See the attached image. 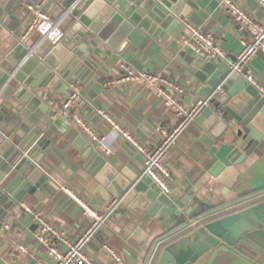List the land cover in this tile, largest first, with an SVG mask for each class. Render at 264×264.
I'll list each match as a JSON object with an SVG mask.
<instances>
[{"label":"water","instance_id":"1","mask_svg":"<svg viewBox=\"0 0 264 264\" xmlns=\"http://www.w3.org/2000/svg\"><path fill=\"white\" fill-rule=\"evenodd\" d=\"M36 1L0 0V28L12 30L16 21L30 12L24 4ZM56 1L62 22L67 20L70 26L63 30V37L49 43L40 54L34 52V47L19 43L12 53L0 59V123L2 119L8 122L0 125V217L8 206L7 199L13 205L25 193H34L49 183L37 164L56 141L51 138L54 131L50 128L53 110L45 103L40 105V89L79 80L94 98L108 90L101 82L103 77L94 72L99 62L107 57L114 61L129 42L140 46L139 37L162 45L171 36L177 42L184 33V20L201 26L212 19L218 4L217 0ZM99 41L106 46L104 49L98 47ZM129 63L135 69L142 68L137 59L130 58ZM230 64V60L220 56H200L193 59L192 67L183 65L202 83L198 94L212 97L217 104V108L205 106L198 112L199 117L209 115L212 124L221 126L206 143L213 159L208 172L213 176L237 163L241 152L247 154L264 141V95L245 79L247 65L237 71ZM13 81L19 86L14 87ZM5 103L9 106L3 107ZM37 106L39 110L35 112ZM85 110L87 114L92 112L91 107ZM224 111L231 115V121L219 117ZM98 118L95 113L93 119ZM219 139L224 141L216 146ZM130 149L136 152L134 159L142 162V154L133 146ZM81 154L92 175L98 174L114 198L110 214L121 216L132 225L128 242L133 247L151 232L137 210L157 219L162 231L169 233L160 240L157 264H201L203 256L214 248H231L248 232L264 226V201L229 204V211L227 205L216 207L205 196L198 197L197 187H185L182 195L177 190L165 193L147 185L141 168L135 169L130 163L111 168L104 155L90 146H85Z\"/></svg>","mask_w":264,"mask_h":264},{"label":"crops","instance_id":"2","mask_svg":"<svg viewBox=\"0 0 264 264\" xmlns=\"http://www.w3.org/2000/svg\"><path fill=\"white\" fill-rule=\"evenodd\" d=\"M44 1V10L51 17H61L56 0ZM236 1L255 19L264 20V10L256 0ZM24 6L27 8L26 3ZM211 16V20H205L199 27L214 36L216 45L223 50L220 57L230 60L231 63L241 49L240 38L247 37L248 34L239 29L219 4L214 8ZM30 18L31 13L28 12L26 17L23 15L16 21L12 30L0 28V59L12 53L19 43L34 47V52L37 54L44 52L49 42L41 41L37 31H27ZM62 20L61 27L65 31L70 26L67 20L64 22ZM182 36L177 42L169 36L162 45L149 38L142 40L143 37H139L140 46L129 42L117 54L114 61H110L107 57L94 69L99 78L103 77L101 82L108 89L107 91H101L96 97L91 98L87 94L89 89L82 85L83 99L68 115L53 113L50 128L54 133L51 138L56 142L37 164L41 173L48 177L49 183L38 188L34 193H25L21 200L13 205L9 204L8 199L5 201L8 206L0 217V264H35L31 255L22 251L19 244L24 245L32 255L44 256V245L33 231L35 227L23 210L22 203L41 212L73 240L82 235L88 220L82 214L79 204L62 187L77 192L91 205L99 210H105L106 213L113 204L114 198L109 196L105 184L98 174L92 175L89 164L81 156L85 146L94 149L95 147L73 119V114L78 113L88 120L103 136L104 141L111 148V151L104 155L107 165L111 168L116 164L130 163L133 168L139 169L142 162L134 159L136 152L132 151L131 145L101 118L99 109L108 113L113 120L122 123L149 146H154L159 138V133L156 131L158 125L172 128L177 124V117L163 107L160 99L145 83L130 81L108 83L118 74V63L121 60L129 63L130 58L137 59L142 64V68L162 72L176 80L184 88L181 98L186 105H190L195 98L202 97L198 94L202 83L183 66L185 64L192 67L193 59L200 56L183 46ZM97 45L103 49L106 47L101 41ZM180 53L182 54L177 60L176 56ZM247 67L257 82L264 87V53L258 52L253 55ZM13 85L19 86V82L13 81ZM69 91V83H63L57 88L44 87L38 91L40 105L45 103L53 110L52 102H61ZM4 106L9 105L5 103ZM86 107H91L90 114H87ZM219 108L224 107L219 105ZM37 110H39L38 106L35 112ZM95 113L99 115L98 119H93ZM198 114L180 128L168 149L166 161L173 177L171 191L177 190L179 195H182L186 192L185 187H197L196 195L205 196L208 202L216 207L226 203H236L232 201L253 203L257 195L264 196V141L247 154L241 152L237 163L225 167L218 176L216 175L217 177L213 176L208 172L213 159L208 154L209 148L206 143L210 141L211 133L218 132L221 126L212 124L213 120L209 115L199 117ZM221 114L219 117H224L228 122L232 120L231 115L226 111ZM38 117L41 118L40 115ZM7 123L2 119L0 125L5 126ZM61 141L63 143L58 145ZM223 141L216 140L215 145L219 146ZM75 142L79 144L78 147ZM8 178L9 176L2 184ZM144 180L147 185L158 190L148 179L144 178ZM137 212L140 220L151 229L150 234L146 239L138 240V246L133 247L128 242L132 225L124 221L123 217L117 218L109 212L94 236L85 245L86 253L97 264H114L103 249V242L119 250L129 264H157L162 245L160 241L155 243L154 237L163 231L158 226L157 219L145 211L137 210ZM4 223L8 224L7 228L4 227ZM141 232L146 233V230L141 229ZM201 264H264V226L248 232L231 248H214L203 256Z\"/></svg>","mask_w":264,"mask_h":264},{"label":"built area","instance_id":"3","mask_svg":"<svg viewBox=\"0 0 264 264\" xmlns=\"http://www.w3.org/2000/svg\"><path fill=\"white\" fill-rule=\"evenodd\" d=\"M217 1L239 29L244 30L248 34L247 37L240 38L241 49L230 64L231 69L239 71L247 65L253 55L258 52L264 53V20L255 19L236 0ZM256 1L264 10V0ZM44 2V0H37L32 4H27V8L31 13L27 31L35 30L39 34L41 41L45 40L49 43H55L64 34L61 27L62 18L51 17L43 8ZM182 28L184 30L182 36L183 46L190 48L196 55L212 59L223 54V50L216 45L214 36L210 32L204 31L187 20L183 21ZM118 68V74L110 79L108 83L125 81L145 83L160 99L163 107L178 119L177 124L172 128L158 125L156 131L159 133V138L154 146H149L122 123L113 120L104 110H98L101 118L111 125L112 130L142 154L141 176L148 179L158 190L168 193L171 191L173 181L171 169L166 161L170 145L173 143L180 128L192 119L201 108L205 106L217 108V104L212 97L205 96L197 97L190 105H186L181 98V94L184 91L183 86L168 75L144 68L135 69L125 60H121L118 63ZM244 77L264 95V87L257 82L249 70L246 71ZM82 99L83 86L79 81H73L70 83V91L66 97L61 102H52L53 113L68 115ZM73 119L89 137L98 152L106 155L111 151L103 136L96 131L88 120L78 113L73 114ZM62 188L79 204L82 214L87 218L88 224L85 231L79 238L70 239L41 212L22 203L23 210L31 218L32 222L36 224L33 231L37 234L38 240L44 245V256L32 255L21 244H19V248L29 253L35 264H97L86 253L85 245L94 236L104 217L109 214V209L107 213L105 210H99L77 192L67 187ZM4 227L7 228L8 224L4 223ZM102 247L114 264H129L126 257L107 242H103Z\"/></svg>","mask_w":264,"mask_h":264},{"label":"trees","instance_id":"4","mask_svg":"<svg viewBox=\"0 0 264 264\" xmlns=\"http://www.w3.org/2000/svg\"><path fill=\"white\" fill-rule=\"evenodd\" d=\"M261 192H262V191H261ZM258 194H260V192H258ZM239 200H240V199H239ZM260 201H264V196H263V195H262V196L257 195V197H255L253 203H258V202H260ZM232 202L239 203L238 201H232ZM240 202H242V201H240ZM248 203H252V202H248ZM229 204H234V203H226L227 206H228ZM220 206H225V204H222V205H220ZM220 206H218V207H220ZM228 209H229V211H230V210H232V207H230V208H228ZM168 234H169L168 232H163V233H161V234L155 236V237H154V238H155V239H154V242H155V243H156V242H159L160 240H162L163 238H165ZM154 242H153V243H154Z\"/></svg>","mask_w":264,"mask_h":264}]
</instances>
